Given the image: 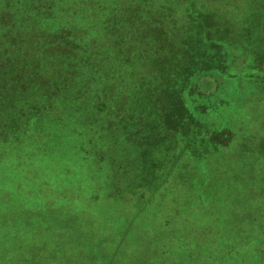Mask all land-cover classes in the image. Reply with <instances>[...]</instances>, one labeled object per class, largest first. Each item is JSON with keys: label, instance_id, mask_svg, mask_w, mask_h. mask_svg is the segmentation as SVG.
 Returning <instances> with one entry per match:
<instances>
[{"label": "rangeland", "instance_id": "1", "mask_svg": "<svg viewBox=\"0 0 264 264\" xmlns=\"http://www.w3.org/2000/svg\"><path fill=\"white\" fill-rule=\"evenodd\" d=\"M7 1L0 0V264H187L192 258L204 264L209 257L227 264L228 244L230 264H245V243L257 244L253 235L262 230L251 228V219L264 213V101L251 97L234 108L241 97L230 87L235 73L213 95L207 94L213 79L201 76L187 82L182 93L183 83L176 85L190 117L170 125L163 113L173 104L167 91L172 84L163 86L156 44L144 48L126 40L120 26L109 33L110 20L121 16L135 33L150 35L151 29L156 35L157 27L145 30L140 24L142 12L121 10L170 0H89L81 6L84 16L63 11L78 0H48L55 21L44 23L17 15L20 0L8 8ZM178 1L161 7L163 18L191 39L189 32L201 26L200 20L207 26L214 22L224 37V24L227 33L234 28L228 21L234 26L235 19L262 10L240 0ZM213 10L215 19L205 16ZM246 29L248 34L232 37L237 45L228 39L220 50L207 48L223 59L227 71L242 60L253 65L254 49L235 65L228 61L232 52L262 36V20ZM60 35L87 45L86 54L66 49L56 38ZM11 36L21 43L11 44ZM182 39L177 36L180 44ZM107 52L112 61L104 59ZM139 52L158 76L148 71L146 77L145 63L135 56ZM87 55L98 59L89 61ZM263 55L255 54V61ZM100 59L115 64L113 79ZM212 65L206 73L215 69ZM237 83L242 86L243 80ZM221 95L236 116L235 109L245 111L239 125L219 116L229 111L220 107ZM96 98L105 103L98 109ZM161 107L166 112L160 114ZM221 126L229 132L221 128L212 136V128ZM10 216L18 220L13 226L27 227L19 233L4 228L3 218ZM25 231L33 238H25ZM12 233L19 236L14 245L8 241ZM256 260L264 264V253Z\"/></svg>", "mask_w": 264, "mask_h": 264}, {"label": "trees", "instance_id": "2", "mask_svg": "<svg viewBox=\"0 0 264 264\" xmlns=\"http://www.w3.org/2000/svg\"><path fill=\"white\" fill-rule=\"evenodd\" d=\"M11 1H15V0H8L5 4V6L8 7H13L15 4H10L9 2ZM21 2L18 3V6L16 7H21L22 10L18 12L17 15L23 17V18H34V23L39 21V22H53L55 21L54 16L55 13L53 10V4H49L48 0H20ZM154 1V0H153ZM157 2H159V0H155ZM162 1V0H161ZM197 1V0H195ZM213 1L212 4L219 2V0H211ZM239 1V0H238ZM190 2V1H189ZM240 5H248L251 6L252 4L256 3L259 4L260 7L262 6V10H264V0H240ZM84 3H88L90 4L89 0H78L77 1V6L73 3L71 5H69V8L66 10V7L63 9L64 12L66 13H73L74 15H78V16H84L86 14V12L84 11L83 8H81V6ZM175 4V6H177V4H179L178 0H170V1H166L165 3L162 2V4L157 5V3L152 4L151 2L148 4L145 2L144 6H139L141 8H129L128 6H123V11H133V12H142L141 16H143L141 23L140 24H144L142 26H144L143 28H145V30L148 28H150V26H154L157 27V34H153V32H151L149 29L148 33H150V35H145V33H140L139 31H137L135 33V30L131 29V27L129 26V21L127 19H122L121 16H117L116 18H113L111 23H110V34H115V28L117 26H120V29H124L125 33H121V35H123L124 38H126V40L128 41H136L139 43H142L143 46H146L144 48H147V46L149 45H155L156 47L153 50V52H155V54L158 56L159 59H162V63L159 64V67L161 70H163L165 73H163V75L165 76V79L163 80V83H161L164 88L168 85V84H172L171 87H169V89L167 90L169 92V97L171 99V101L173 102V104H169L170 106V113L166 114L163 112H166V108L165 107H161V111L160 114H164V116H169V120L171 121L170 125H172L173 127H177L181 122H185L189 120V113L187 112V110L184 107L183 101L180 98L179 92L177 91V86L176 85H180L181 83H183L182 89H181V93L184 90V88L186 87L187 82L191 81L192 79H198L201 76H208L209 78L213 79L214 82V87L212 89L211 92L207 93V94H214V91L217 89V87L220 85H227L229 83H231V76L235 73L234 79H232V84L235 87H238L239 89H235V87L232 85H230L231 88H233L235 91L240 92L241 97L239 99L236 100L237 103H234V108L237 106L238 103L244 101L247 102V100H249L251 97H256L261 99L260 101H264V98L262 97H258L257 93H262V96L264 97V55L262 57H260L259 60L255 61V54H263L264 53V42L263 44L261 43V40L264 39V30L262 31V36H258V38H256L255 40H253L252 45H249L247 47H241L239 48V50H236L235 52L233 51V47L232 45H228L229 47L232 48V53L231 56L229 57L228 61H231L230 63H233V65L236 64L235 60L240 59L242 56H244V54L247 53L248 50H252L254 49V58L252 61L251 65L249 62L246 64L244 60L241 61V64L236 65L235 69L233 68V72L227 71L226 69V65L221 61L223 59H220V57L210 54L207 51V48L211 47L214 49H218L224 44L225 41H228V39H231L232 41L235 42V44H238V40L237 38H232L234 36L235 33H238L240 35L243 34H248V30L246 29V27L249 28L250 25H257L258 27L261 24V20H262V25H263V29H264V12H254L252 15H248V17L242 21L240 18H237L234 20L235 24L234 26L232 25V21H228L227 24L230 25L231 28L229 29L230 33H227L226 31H228L226 29L227 26H225V24L222 26L223 28L221 29L222 32L226 33V35H224V37H220V34L215 28H214V22H212V25L207 26L208 24L204 23L202 20L199 21V25L201 26H197V28L194 30H191L193 35V38L191 39V36H186L185 33H188V31H185L184 29H177L176 27H172L166 23L165 19L163 18L164 14H163V9H161V7H167L170 6L172 4ZM166 4V5H165ZM165 5V6H163ZM183 5V3L181 4ZM120 4H118L116 6L119 7ZM216 8L218 6H215ZM115 8V7H113ZM172 8L165 10L166 12H170ZM223 9L226 11V6L223 7ZM260 11V9H259ZM213 11H208L207 13H205V16L207 17H213V19L216 18V14L214 13L213 15ZM71 14H66V17L69 18V16H71ZM162 14V15H161ZM16 15V16H17ZM31 16V17H29ZM234 18V17H233ZM232 18V19H233ZM79 21H84L86 20L83 17H79L78 18ZM109 21V22H110ZM215 21V20H214ZM241 21V22H239ZM126 24V25H125ZM169 26V27H168ZM216 28H218L217 26H215ZM164 30H163V29ZM24 29L21 27L20 31H24ZM105 29V28H104ZM63 31V27H60L59 30H57L56 35L60 32ZM185 31V32H184ZM72 33V32H69ZM65 34H67L66 30H65ZM30 35V33H26L24 36H26L28 38V36ZM55 35V36H56ZM185 37V40L182 39L181 44L180 42H178L177 40V36H179V39L181 38V36ZM153 37V38H150ZM39 39H42L41 36H37ZM173 37V38H172ZM12 38V42H10L13 45H16L17 43H21V39L20 37H18L17 39L13 38V36H11ZM56 38L59 39H63L65 40V42L62 40L61 44L62 45H66V49L71 48L70 51H80L86 54V51L88 49L87 45L85 46V44H81L79 42H77L76 40H74L73 37H66V36H58ZM193 41V42H191ZM7 41H5L6 43ZM135 42H133L134 44ZM210 44V45H209ZM225 44H229V43H225ZM81 45V46H80ZM167 45V46H166ZM214 45V46H213ZM182 48L186 51L185 53L181 54ZM247 50V51H246ZM236 52H238V54H235ZM261 52V53H260ZM97 53V52H95ZM89 57V61H95V59H98V56L96 55H87ZM136 59H139L145 63V53L143 52H139V54H135ZM205 56H207L208 59H205ZM252 56V57H253ZM251 57V58H252ZM104 59L106 61H112V57L110 55V52H107L105 54ZM156 59V58H155ZM85 60H88V58H85ZM166 60V61H165ZM104 61L103 59L98 60V63H105L107 64L108 62ZM208 62L204 68L202 69V65L200 66V68L195 70V67L198 63H206ZM209 62H211L212 64H210ZM89 63V62H88ZM90 64V63H89ZM221 64H223V68L221 66ZM108 66H102L103 69L106 70V75L108 76V78L113 79L114 75L117 73L116 72V66L114 63L107 64ZM209 65H212L215 69L213 71H210L208 73H206V69L208 67H210ZM146 66V67H145ZM237 66L239 67V69H237ZM242 67V68H240ZM143 68L146 70V77H148V71L150 72V75L152 77H156L158 75L154 74V70L152 68L154 67H150L148 66L146 63L143 64ZM157 70H159V73H161L162 71L155 67ZM232 68V67H231ZM151 69V71H150ZM204 71L206 74H199L200 71ZM235 70H237V72H235ZM96 74V73H94ZM222 79V81H221ZM239 80H243V84L242 86L237 83L239 82ZM175 87L176 91L172 90V88ZM259 90V91H258ZM178 93V94H177ZM200 95V94H198ZM195 98V97H194ZM193 98V99H194ZM97 99V98H96ZM162 99H167L166 94L163 95ZM259 99H254L255 102L259 101ZM98 102H100L101 104H98L96 107L97 109L101 106H103V104H105L104 102L100 101L97 99ZM253 101V100H251ZM259 101V102H260ZM262 101V102H263ZM169 101L166 100L164 103H168ZM220 107L221 106H225L229 111H223L219 116L221 118L224 117H231L232 119H234L237 124L239 125V123H241V116L244 115L245 111H242L241 109L238 111L235 109V112L237 113L238 118H233L237 117L235 115L234 112H232V110H230L227 107V98L225 96L221 95L220 98ZM232 108V107H231ZM247 113V111H246ZM245 116V115H244ZM192 124H196L195 121L192 122ZM192 125V126H193ZM191 126V127H192ZM221 128H223L221 130ZM214 130L213 135L215 136V132L217 130H221L222 131H226L229 132V129L227 127H214L212 128ZM192 131V130H191ZM205 133V132H203ZM262 150L264 151V148H262ZM9 193V191H8ZM6 203V202H5ZM4 219V223H3V227L11 230V231H15L18 232L22 231V228H25L28 224V220L24 221L22 224L25 227H20L19 224L13 226V223L15 221H18L17 219H15L14 217L10 216V217H6L3 218ZM13 226V228H12ZM261 228L262 230H260L259 234L253 235L256 236L258 238L259 241H257V244H253L252 242H246L245 243V252L246 255H244V260L245 264H263V261L260 260L257 262L256 258L257 255H260L261 253H264V213L262 214H258V217L252 218L251 219V223H250V227L251 228ZM24 236L25 238L28 239H32L33 237L31 236V232L25 231L24 232ZM1 233H0V237H1ZM19 236L15 233H12L9 238L8 241L11 243V245L16 244L19 241ZM228 248H226L224 254L225 256L223 257L224 259L227 260V264H230V258H231V253H232V249L230 248L229 244L227 246ZM10 250H14L15 252H17L15 249H10ZM260 251H262L260 253ZM260 257V256H259ZM10 261H7L6 264H10ZM196 262V263H195ZM200 263V261L195 260L193 261V258L189 261V263L187 264H197ZM185 264V263H184ZM204 264H215V260L213 262L212 258L209 257L207 260L204 261Z\"/></svg>", "mask_w": 264, "mask_h": 264}]
</instances>
